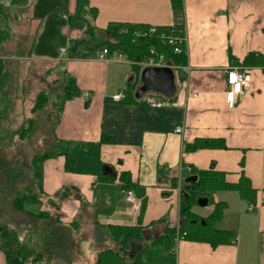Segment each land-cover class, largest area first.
Returning a JSON list of instances; mask_svg holds the SVG:
<instances>
[{
    "label": "crops",
    "instance_id": "1",
    "mask_svg": "<svg viewBox=\"0 0 264 264\" xmlns=\"http://www.w3.org/2000/svg\"><path fill=\"white\" fill-rule=\"evenodd\" d=\"M20 1L24 0L4 3L0 14L3 95L10 94L8 78L15 96L31 89L29 82L19 80L20 75L36 78L35 84L40 86L43 81L55 85L62 76L76 79L81 95L61 103L52 132L64 153L45 160L42 194L46 201L50 197L56 200L68 236L77 230H91L83 240L89 252L87 264L134 262L129 252L113 248L104 228L111 224L130 232L138 250L145 246L137 264H264L262 66L243 64L251 76L243 102L231 107L226 99L227 68L235 61L243 62L249 53L264 52V0H182L181 8L174 6V0H90L94 11L83 10L80 0H68L69 13L64 16L70 20L77 16L76 21L83 19L84 23L92 18L97 30H106L110 23H123L124 28L138 23L185 25L189 59L185 68L174 71L175 92L171 95L153 90L138 93L147 67L124 54L119 56V52H112L113 58L108 60L100 58L102 48L93 52L68 49L66 57L61 50L49 54L46 46L57 31L50 33L59 25L44 14L46 9L52 12L50 0H30L26 6ZM76 21L75 28L68 23L61 27L70 42L86 36ZM59 64L61 76L56 73ZM41 77L44 79L38 80ZM86 90L89 97L82 96ZM120 90L127 97L114 101L112 94ZM6 98L0 121L15 118V101ZM154 98L164 105L151 106L149 101ZM177 125H184L182 134L174 131ZM197 139L215 145L191 149ZM222 141L224 146L219 144ZM68 156L75 160L71 168L66 167ZM101 169L111 177H103ZM208 169L222 172L231 185L242 180L243 191L229 187L205 193L192 210L206 218L216 203L224 202L217 227L232 231L233 240L212 246L181 239L170 250L153 243L166 228L180 224V183ZM122 173L129 174L140 200L135 212L125 201ZM65 188L71 189V195L59 201L54 196ZM74 223L77 228H72ZM97 237L103 239L104 249L97 247ZM72 244L71 239L68 245ZM5 263L0 248V264Z\"/></svg>",
    "mask_w": 264,
    "mask_h": 264
},
{
    "label": "trees",
    "instance_id": "2",
    "mask_svg": "<svg viewBox=\"0 0 264 264\" xmlns=\"http://www.w3.org/2000/svg\"><path fill=\"white\" fill-rule=\"evenodd\" d=\"M19 0H0V14L4 12V3L15 4ZM81 8L83 10L90 9L94 11V8H90V0H80ZM68 0H58V7L62 8L67 4ZM174 6L177 8L182 7V0H174ZM80 13V12H79ZM84 14L82 11L81 15ZM86 36L71 40L68 46V51L75 52L77 50H82L84 52H93L98 49H104L105 47L112 52H119L124 54L128 59L140 62L151 55V48H154L157 54H163L165 60L176 66H185L188 63V56L185 52L186 46H183V52L176 53V44L170 42L164 43L163 34H169L172 29L176 28L177 34L182 35L179 32L184 25H152V24H128L123 23H110L108 28L105 30L109 33V37L105 34L100 33L96 26L93 25L89 20H85ZM152 27H156V31L150 32ZM126 29V30H125ZM101 30V29H100ZM103 31V30H102ZM140 34H138V33ZM146 33V34H145ZM1 35V33H0ZM3 36H0V41H2ZM238 62H234L236 64ZM1 64V63H0ZM238 64H246L253 66L264 67V52L263 53H249L243 60V62ZM245 66V65H244ZM0 65V87L3 85L4 79ZM178 70V69H177ZM174 69V71H177ZM66 81L62 91V102L81 95L80 89L76 85V79L72 76H65ZM128 89V88H127ZM130 92V91H127ZM48 92L39 93L36 97V103L32 107V111L35 112L45 105L43 102ZM42 96L44 99H42ZM29 127H33V119H29ZM29 129H25L21 132V136H24L25 132ZM53 139L52 143L44 151L36 153L32 159V166L34 168V180L37 182L36 186L38 191L27 189L24 192H17L11 204L18 211L24 212L32 217L39 219L42 223L41 227H32L28 231L27 237L21 238L18 234V230L15 227H10L9 224L0 222V248L4 251L6 255L5 264H37L50 261L52 256V251L63 250L67 252L69 245L66 244V236L69 235V231L61 220V214H53L50 210L44 209L43 204V164L48 158H54L58 155L63 154L61 150L59 141ZM200 139H197L193 144L190 145L191 149H197L206 145H215L212 141L206 143ZM220 146H224L223 141L219 143ZM3 163V161H1ZM75 160L71 157H67L66 167L71 168L74 166ZM4 167L2 173L0 174V188L3 184L6 186L7 183L14 177V179H19L20 172L17 175L13 174V169H8ZM105 166V165H103ZM102 168V165H101ZM101 175L103 177H111V175L101 169ZM11 178L10 180H8ZM120 178L124 181V186L127 189L133 188V183L129 178V174L122 173ZM175 184L178 186L179 177L176 176ZM237 187L239 190L243 191L242 180L236 186L229 184L225 178L224 174L220 171L214 169L200 170L197 172V178L191 181H185L181 183L180 188V224L176 228H166L164 234L159 239L153 240V243H161L167 247L168 250L175 243V237L177 231L184 234L182 239L208 242L212 246H218L230 242L235 237V234L229 230H223L217 227V221L222 217L223 211L226 207L224 202L216 203L213 213L209 217H201L195 212H193L192 207L200 199V196L205 193H212L219 189ZM71 195V189L65 188L60 191L54 197L59 201L64 197ZM47 203L57 211L59 206L53 198H49ZM72 228H77L74 223L71 225ZM70 228V227H69ZM106 235L109 239L113 240L119 246L116 250L123 251L130 254L134 262L132 264L138 263L137 256L140 254L142 247H139L135 243L133 235L126 231L125 228L120 225H106Z\"/></svg>",
    "mask_w": 264,
    "mask_h": 264
},
{
    "label": "rangeland",
    "instance_id": "3",
    "mask_svg": "<svg viewBox=\"0 0 264 264\" xmlns=\"http://www.w3.org/2000/svg\"><path fill=\"white\" fill-rule=\"evenodd\" d=\"M20 3L21 5L26 6L30 4V0H24L23 2L20 1L19 4ZM48 3L52 6V12L46 9L44 14L47 16L51 15L52 18L57 20L59 25H57L56 28H52L53 31H51L50 34H54L57 31V35L50 40L46 48L48 49L49 54L57 55L60 54L61 48H67L70 43V39L62 34V25L68 23L75 28L76 26L73 23L79 17L76 16L74 19L70 20L69 16L68 18L64 16V14L67 15V13H69V10L66 6L58 8V0H50ZM23 16L26 18L25 14H23L22 17ZM83 23V19H81L80 22L79 20L76 21V24H81L83 30H85L86 24L84 23L83 25ZM99 32L105 34L106 37L109 35V33L105 30H99ZM56 73H58L59 76L63 74L60 64L57 66ZM18 78L21 81L25 80L26 82H29L28 87L31 86V89L29 90V88H27L28 92L26 91L24 94H17V96L13 95L14 93H11L12 88L10 87L12 82H9L12 81L11 78H8V90L10 92L8 96L3 95V91L5 90L4 77L3 85L0 87V111L5 110L1 108L8 103L6 101V97L12 98V100L15 101L12 110L15 118L11 120L10 117H7V119L0 121V134H7V136H0V174L2 173L3 168L7 167L6 164H8V169H13L12 175H17V172H15L17 170L20 172L21 176L18 180L14 179V177L12 179L9 178L8 180H11L6 186L4 184L3 186L1 185L0 222L7 223L10 227L17 228L19 236L23 238L24 236L27 237V234L30 233L28 231L30 228L41 227L42 223L39 219L37 220L35 217L15 209L11 204V200L17 192H24L27 189L32 188L33 190L39 192L38 187L36 186L37 182L33 178L34 168L32 166V159L36 153L47 149L53 141L52 132L60 111L62 102L61 95L66 78L63 76L58 78L55 80V85H51L54 81H52V83L48 82L49 84L47 85L43 81L41 86L40 84H35V82H37L36 78H26L22 75L18 76ZM42 78L43 77L38 78V80H43L44 78ZM42 92H48V97H46V99L42 96V99H44L43 102H45L44 105H46L35 111L33 114L30 107L35 105L37 95ZM23 115L26 116L25 119H23ZM29 119H33V127H29ZM24 128L29 129V131L25 132L24 136H21V132L24 131ZM1 161H3V163H1ZM0 183H2L1 179ZM43 201L42 207L44 209L50 210L53 214H55V216L56 214H59L58 211L53 209L46 200ZM70 230L73 229L71 228ZM77 231L78 233L71 231V234L73 232L72 235L75 238L73 236H71L72 238L70 236H67L66 238L67 245L71 243V239L73 241L72 247L69 246L67 252L58 249L54 250L51 253L52 256L50 257V261H48V263L46 260L45 262L37 264H87L89 252L87 251L88 247L83 240L85 241L88 238L86 235L92 232L89 229H81ZM99 233V236L103 235L102 232L99 231ZM94 239L98 248L104 249L103 247H106L103 243V239L99 237ZM110 243L113 244V248L119 246L111 239ZM79 248L82 253L79 252ZM29 264L33 263L31 262Z\"/></svg>",
    "mask_w": 264,
    "mask_h": 264
},
{
    "label": "built area",
    "instance_id": "4",
    "mask_svg": "<svg viewBox=\"0 0 264 264\" xmlns=\"http://www.w3.org/2000/svg\"><path fill=\"white\" fill-rule=\"evenodd\" d=\"M156 31V27H152L150 29V32ZM179 32L182 33V35L177 34L176 28L172 29V31L169 34H163L164 43L167 41L176 44L175 52L181 53L183 52V46H186V54L189 59V46H188V37H187V29L184 25L182 29L179 30ZM138 33V32H137ZM140 34V33H138ZM146 34V33H145ZM67 48H61V52L64 54V56L67 53ZM115 53V52H114ZM119 56H121V53H117ZM113 54L108 50V48H104L103 52L100 54V58L102 59H112ZM66 57V56H65ZM144 67H169L172 70L179 69V68H185V66H176L172 63H169L165 60V56L163 54H157L154 48H151V55L148 56L146 59L139 62ZM189 68V67H187ZM262 71L264 73V67L262 68ZM227 90H226V99L227 102L231 107L237 106L239 103L243 102V99L246 95L247 90L250 87L251 82V76L250 73L247 71L245 66L241 64H232L227 68ZM83 97H89L90 92L84 91L82 92ZM112 99L114 101H121L127 97V94L124 90H120L114 94H112ZM150 105L154 107L163 106L164 102L159 99H151ZM175 132L177 133H183L184 132V125H177L175 127ZM181 184V183H180ZM179 191L181 188V185H179ZM125 201L129 204L130 209L135 212L140 207V200L137 197L135 190L133 188L127 189L125 194ZM253 205H251V208ZM179 227V225L177 226ZM185 234V233H184ZM184 234L180 233V231H177L176 237H175V243L178 244L179 241L184 237ZM176 247L174 251L176 252Z\"/></svg>",
    "mask_w": 264,
    "mask_h": 264
},
{
    "label": "water",
    "instance_id": "5",
    "mask_svg": "<svg viewBox=\"0 0 264 264\" xmlns=\"http://www.w3.org/2000/svg\"><path fill=\"white\" fill-rule=\"evenodd\" d=\"M174 70L169 67H147L142 79L143 86L138 93H145L147 90L159 91L165 95L175 92ZM89 101L87 102V105ZM196 176L187 178V181L195 180Z\"/></svg>",
    "mask_w": 264,
    "mask_h": 264
}]
</instances>
